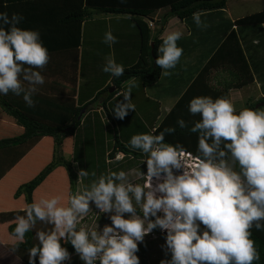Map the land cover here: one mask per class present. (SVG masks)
<instances>
[{"label":"clouds","instance_id":"9594fccd","mask_svg":"<svg viewBox=\"0 0 264 264\" xmlns=\"http://www.w3.org/2000/svg\"><path fill=\"white\" fill-rule=\"evenodd\" d=\"M24 17L0 13V94L22 96L35 107L33 96L45 83L41 73L49 62L48 49L40 32L18 27ZM197 27H208L201 12L193 13ZM179 30L166 31L155 60L170 76L183 55L177 41ZM103 42L111 47L117 37L105 32ZM114 78L125 73L124 65L106 58L102 69ZM119 95L113 112L124 119L130 110L134 79ZM190 115L200 119L177 120L180 129L198 134L197 154L182 144L165 141L166 128L158 135L138 133L126 147L143 153L144 179L136 182L123 171H107L84 191L71 195L67 207L59 197L40 199L15 218L13 235L18 242L35 229L37 222L50 228L36 231L29 249V264H64L71 259L64 244L71 243L84 264H139L138 245L153 229L166 231L170 260L161 264H254L260 260L252 229L264 231V110L244 107L237 110L226 97L197 96L188 104ZM120 154L117 153L116 160ZM89 173L81 169L79 178ZM95 176V173H92ZM110 214L111 224L84 227L81 217L90 208ZM125 214H129L126 218ZM162 214V215H161ZM154 218V219H153ZM15 251L16 248H13Z\"/></svg>","mask_w":264,"mask_h":264},{"label":"trees","instance_id":"16d2710c","mask_svg":"<svg viewBox=\"0 0 264 264\" xmlns=\"http://www.w3.org/2000/svg\"><path fill=\"white\" fill-rule=\"evenodd\" d=\"M123 5H120L119 0H0V13L6 12L9 17L13 13L22 15L24 19L18 27L39 31L40 38L49 53L79 49L82 45L83 25L92 17L91 11H95V9H98L96 10L97 12L102 13L133 16L141 40L138 62L132 67H125V73L122 77L118 79L111 78L110 81L113 86L111 88L115 90L109 93L111 89H109L110 85L106 86L104 90L102 89V92L98 93L85 106L66 110L64 118L57 115L59 114L58 111L55 115L49 116L50 120L54 123L60 124L50 125L44 122V119H35L27 116L23 111L15 108L0 95V108L2 112L6 118L8 117L10 121L12 120L16 124L15 131H11V128H8L9 126H6L5 129H0L1 133L11 134V136L0 138V184L6 180L12 187L11 190L7 191L3 190L7 187L5 185L0 188V191H3V195L2 193L0 194V226L6 228L13 244L12 247L16 248L15 253L23 261V264H29V249L37 244L34 238L36 235L35 229L42 228V230H45L51 226L37 222L35 229L25 234V241L18 242L13 235V230L16 226L15 218L18 215H24L23 210L34 199L38 202L40 199L58 197L61 187L59 189L56 188L53 194H51L49 192L50 189L47 191L42 189V186L50 180L51 175L60 167H64L67 171L69 193L72 195L75 194L78 175L74 171L73 164L65 158L63 148L64 143L69 138H74L77 130L81 127L84 114L88 111L89 107L97 102L100 96L107 94L106 99H104L98 109L102 113L104 110L108 112L107 103L119 94L122 85L127 81L140 78L144 87H152L158 83L161 77L162 69L155 63L158 57V45L155 42L152 50L151 31L148 23L144 22L143 18L149 17L153 9L170 7L171 16L186 20L193 17V13L196 12L206 13L225 10L227 8V0H146L141 6ZM262 23H264V11L252 14L236 22L237 25L247 26ZM232 39H235L234 45L236 46V52L234 53L239 61L243 62L244 70H242L243 67H240V71H245V69L249 70L246 57L235 31L229 34L225 41L226 45ZM209 70L207 66L200 73L199 78H205ZM248 70V77H243L241 81L243 84L254 80L252 73ZM192 85L190 87L191 91L190 89L189 91L187 90L171 112L162 120L154 133L158 135L166 128L176 127L175 133L165 135V141L173 145L177 143L182 144L187 152L195 156L197 154L198 134L190 133L187 128L180 129L176 124L178 119L183 118L189 122V127H191V122L200 119L199 115L191 116L186 108V101L192 96V89L194 88H192ZM259 103H263L264 106V97ZM248 108L257 109L254 105ZM95 111L93 107V112ZM48 137L53 139L54 145L52 147L50 161L43 168L42 162L47 159L48 151L44 150L41 153V143ZM72 140L69 141L70 150ZM44 145L42 149H48V146L44 147ZM117 153L122 154L123 158L132 155L133 158L131 160H135V155L138 154L128 149L116 139L114 149L110 153L108 152L107 155L111 160H114ZM33 162L37 163L39 171L35 170L31 172V177H28L26 167L30 166ZM121 166H117V169H120ZM7 195H9V201L15 210L5 205ZM11 209L12 211H10ZM155 230L159 231L157 228ZM251 238L255 241V247L260 254V260L254 261V264H264V231H257L253 228ZM143 245L146 246L147 244L143 242L139 247L143 249ZM62 246L67 248L70 257L77 255L71 243L64 244L62 241ZM142 253H144V250H142ZM65 263L66 261H64ZM37 264H39L38 257Z\"/></svg>","mask_w":264,"mask_h":264},{"label":"crops","instance_id":"0c3cea01","mask_svg":"<svg viewBox=\"0 0 264 264\" xmlns=\"http://www.w3.org/2000/svg\"><path fill=\"white\" fill-rule=\"evenodd\" d=\"M144 1L146 0H119V3L122 6H124L123 4L141 6ZM253 1L257 2V0ZM96 10L98 9L91 11L92 17L83 25L81 47L77 50L73 49L69 51L49 53L50 60L48 64L40 70L45 78V83L43 84L44 87H53L55 92L51 90V88L49 90H44L42 85L38 86L39 91L33 96L35 107L32 108L26 105L22 96H16L11 92L6 96L2 94L0 95L15 108H19L23 111L27 116L35 119H44V122L50 125L60 124L54 123L49 118V116L55 115L57 111L59 112L57 115L64 118L66 110L82 106L80 102V92H82L80 83L83 78L82 50L86 45L84 28L90 24L94 29L99 23L103 22V14H105V16L109 15L106 17L105 22H114V30L111 31H113V35L117 37L118 40V42L112 46H120L121 43L126 46V38L130 36L131 33H125L122 30L125 24H123L124 19L129 16L130 18L128 19H132L136 26L134 18L131 15H115L97 12ZM230 10L232 9L229 7V2H227V8L225 10L201 13V20L208 25L206 28L197 27L193 21V17L181 20L178 17L171 16L170 7L153 9L149 17L143 18V21L148 23L151 31L152 50L155 42L159 49L160 45L163 43L161 37L166 31L179 30L183 33L182 38L177 41L179 46H182L184 43V47H181L183 48V55L176 68L171 69L174 71V78L170 80L171 87L169 95L166 96L167 100L159 101L162 105L163 103L168 102L167 105H165L166 110L164 118L171 112L187 90L189 91L190 89L191 91L190 87L193 83L192 88H194L192 89V96L190 99L197 96H211L213 99L217 97H226L233 102L238 111L246 106H256V104L257 108L263 107V103H259V101L264 97V23L252 24L249 26L236 24V22L242 18L263 11L244 16H234L232 13H226V16H223V13H225L224 11L230 12ZM116 20H120V22L116 23ZM117 28H119V30H117ZM232 31H235L238 35V40L240 41L241 48L243 49L248 64L249 70H247L252 73L254 79L252 82L246 84H243L241 81L243 80V77H248V72L246 69L245 71H240V67H243L242 70H244V66L243 62L239 61L234 53L236 52V46L234 45L235 39H232L227 45L225 42ZM139 55L140 53L134 59V63L128 67H132L138 62ZM123 56L124 59H126L124 53ZM207 66L208 70L210 69L208 74L205 78L200 79V73L203 72ZM164 77L165 76H161L158 83L152 87L158 89L163 82ZM109 84L111 85V81H109L105 87ZM173 85H175L174 90ZM119 97L121 96L119 95ZM190 99L186 101L187 111ZM91 100H93V97L85 99L84 103H88ZM170 103L172 104L171 107ZM97 112L100 113L101 110L98 109ZM88 113L89 112L87 111L85 113L86 115L84 114L82 125L84 121L87 123L89 119L87 116ZM90 113H93V111ZM6 126H9L8 128H11V131L16 130V124L12 122V120L10 121L8 117L6 118L0 108V129H5ZM5 136H11V134L0 132V138ZM71 139L74 138H69L64 143L63 150L65 153L68 151L67 148L70 145L69 141ZM45 143H48V153L46 157L49 160L54 142L52 138H45L41 143V153L44 152L42 146ZM74 148L75 143L72 142L70 151H73ZM61 176H64L66 179V172L62 167L58 168L51 175L50 180L42 186V189L48 190L50 187L51 189L49 192L53 194L56 188L59 189L62 185L63 178H61ZM55 177H59L60 179ZM66 182L68 185V181ZM4 185L7 187L3 190H11L12 187L6 180L0 184V188ZM2 192L3 191L1 190L0 194ZM71 195L72 194L69 193V198ZM12 246L13 244L11 238L8 236L6 228L0 226V264H23V261L17 256ZM78 257V254L71 256V259L66 260L65 264H84V262L80 258L78 259Z\"/></svg>","mask_w":264,"mask_h":264},{"label":"rangeland","instance_id":"374dc122","mask_svg":"<svg viewBox=\"0 0 264 264\" xmlns=\"http://www.w3.org/2000/svg\"><path fill=\"white\" fill-rule=\"evenodd\" d=\"M227 2H229V7L232 10H230V12L224 11L225 13H223V16H226V13H232L234 16H244L264 11V0H257V2L253 0H227ZM103 16V22L99 23L94 29L90 24L84 28L86 45L82 50L83 78L80 83L82 88V92H80V102L82 107L87 104L84 103L85 99H89V97H93L94 99L98 93L106 88L105 85H107L112 78L111 74L105 73L102 70L106 63V58L112 57L117 63L124 65V67H128L134 63L133 61H135L134 59L138 56L140 51L139 31L133 20L128 19L130 18L129 16L124 19L123 24H125L122 29L125 33H131V35L126 38V46L122 43L120 46L116 45L111 47L105 44L103 42L104 34L109 30H114L115 24L112 21L105 22L106 17L109 15L105 16V14H103ZM119 22L120 20H116V23ZM117 30H119V28H117ZM179 47H184V43ZM123 53L126 59H124ZM173 72L174 71L171 70L172 74L164 77V80L158 89L153 87L146 88L143 86L140 78H134L136 87L132 89L131 102L135 105V111L130 110L128 115L122 120L116 118L113 112L117 100L124 99L123 96L119 97V94L116 96L117 98H113L112 101L107 103L108 112L105 110L102 114L97 112L99 106H101L104 99H106L107 94L100 96L97 102L89 107V113L87 114L89 119L87 123H85V121L83 122L82 127L77 130L74 139L72 140L75 143L74 150L70 151L68 147V152L65 153V158L73 164L74 171L77 175L81 169L86 170L89 173L87 177L79 178L75 193L77 191H84L85 188L90 186V184L98 179L101 174L106 173L109 170H123L128 174L130 180L136 182H141L144 179L142 173L146 172V165L143 164V161L146 157L143 153L127 147L131 151L138 153L135 155V160H131L133 158L132 155L123 158L122 154H120L121 158L119 160H111L107 154L114 149L116 139L126 146L130 138L135 134H155L154 132L159 127L158 125L164 119L166 110L165 105L168 103L165 102L162 105L159 101L167 100L166 96L169 95L171 87L170 80L174 78ZM42 87L44 90H49L51 88V90L54 91L53 87H44V85H42ZM111 87L113 86L110 85L109 89ZM128 87L129 85L126 82L122 85L120 92L122 90H127ZM174 88L175 85H173V90ZM171 106L172 104L170 103V107ZM93 107L96 111L90 113L93 111ZM91 108L92 110H90ZM260 110H264V106ZM47 146L48 143H45L44 147ZM44 150L48 151L47 148ZM49 161L50 159H45L42 162L43 168ZM119 165L122 166L120 169H117V166ZM37 167L38 165L36 162H33L30 166L26 167L28 177H31V172H34L35 170L39 171ZM62 168L66 172V179L64 176H61V178H63V184L61 185L58 197L60 199V206L67 207L70 200L69 184L66 187L68 174L66 169L64 167ZM23 171L25 172V170ZM92 173H95L96 175L93 176ZM55 178L60 179L59 177ZM49 189L51 188L49 187ZM5 201L7 207L14 208L9 201V195L6 196ZM92 207L93 208H90V211L86 216L81 217V223L84 227H93L96 224H99L102 229L105 224H111V221L108 218L110 214H101L99 213V210L95 208V205H92ZM12 209L10 211H12ZM128 215L129 214H125L126 218ZM157 229H159V231H156L155 229L152 230L153 235L145 236L143 242L147 245H143V249H141L142 247H139L143 242L138 245L136 255L139 257V264H161V261L171 259V252L166 247V231H163L160 228ZM38 230H42V228L35 229V231ZM142 250H144V253H142ZM79 258L80 257H78V259Z\"/></svg>","mask_w":264,"mask_h":264},{"label":"water","instance_id":"95a60500","mask_svg":"<svg viewBox=\"0 0 264 264\" xmlns=\"http://www.w3.org/2000/svg\"><path fill=\"white\" fill-rule=\"evenodd\" d=\"M115 89L114 88H111L110 90H109V93H112L113 91H114ZM84 112V111H83ZM82 112V113H83ZM82 115V114H81Z\"/></svg>","mask_w":264,"mask_h":264}]
</instances>
